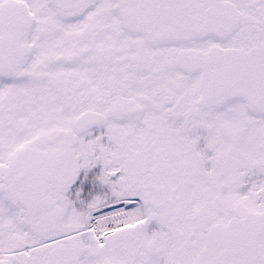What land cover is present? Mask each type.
Returning a JSON list of instances; mask_svg holds the SVG:
<instances>
[{"label": "snow or ice", "instance_id": "obj_1", "mask_svg": "<svg viewBox=\"0 0 264 264\" xmlns=\"http://www.w3.org/2000/svg\"><path fill=\"white\" fill-rule=\"evenodd\" d=\"M0 264H264V0H0Z\"/></svg>", "mask_w": 264, "mask_h": 264}]
</instances>
